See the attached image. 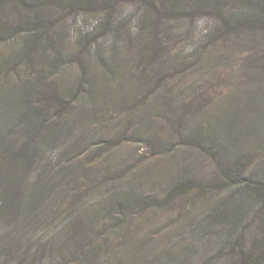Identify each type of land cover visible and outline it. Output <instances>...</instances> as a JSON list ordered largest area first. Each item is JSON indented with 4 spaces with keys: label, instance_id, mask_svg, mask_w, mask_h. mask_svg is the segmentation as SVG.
<instances>
[{
    "label": "trees",
    "instance_id": "16d2710c",
    "mask_svg": "<svg viewBox=\"0 0 264 264\" xmlns=\"http://www.w3.org/2000/svg\"><path fill=\"white\" fill-rule=\"evenodd\" d=\"M129 2L133 5H127ZM6 8L17 10V15H10L9 22ZM56 12L59 14L51 17ZM46 14L51 20H44ZM64 16H80L83 20L90 17L93 25L88 26L90 30L104 29L111 43L109 56L107 47H97L98 37L88 40L87 49L80 44V37L76 38V49L69 53L54 52L49 48L55 46L52 34L57 27L54 22L56 19L63 21ZM188 20L196 32L182 41L179 52L168 61L170 43L184 33ZM11 22L12 26L9 25ZM174 26L179 30H174ZM10 34L6 39L5 35ZM134 36L142 39L136 45L131 44ZM9 39L17 44L11 53L0 56L3 58L0 61V133L16 121H21L26 133L25 140L18 146L9 143L15 138L0 146V160L11 171L4 175L0 172V210L4 215L0 221V264H60V259L68 260L78 254L84 264H92L101 256L106 263L111 259L119 262L118 255L124 251L120 242L102 243L96 248L88 240L105 235L108 223L120 215L126 219L125 211L151 201L158 204L159 196L139 193L136 183L131 182L125 188L114 187L112 192L115 194L110 192L98 205L88 201V197L100 192L99 182L103 177L109 183L116 170L125 172L121 164L117 167L112 163L115 156L111 158L107 153L128 140L130 129L126 123L124 128L120 125L112 133L109 130L92 133L106 119L105 114L99 115L103 109L100 102L105 100L107 107L114 103L119 109L128 110L131 115L127 120L138 118L144 127L152 115H161L162 120L173 119L171 123L179 125L186 120L189 109H193L195 102L188 98L190 94L180 97L177 90L173 93L163 88L161 97L150 95L151 88L160 89L166 84L167 74L175 69L173 61L176 58H180L181 65L190 64L199 54L202 60L197 66L224 59L231 63L218 66L221 70L228 65L232 69V63L236 66V74L244 70L245 81H239L235 87L240 88L247 108L255 113L253 122L264 126V111L254 102L259 92L245 89L253 85L250 82L256 83L254 79L264 81V0H0V43ZM128 51L131 53L126 58ZM132 52L140 65L138 72L130 65ZM43 64L46 65L39 68ZM32 66L38 69L31 73L29 68ZM50 68L60 73L58 84L44 75ZM68 77L69 83L66 82ZM117 77H121L132 91L125 95L115 85ZM104 79L114 83L113 87ZM98 80L105 83L103 86L108 91H104L113 97L107 98L102 88L80 92L85 81L90 82L92 88ZM208 81L213 84L210 79ZM167 84L171 85L169 80ZM203 89L209 93L207 86ZM207 95L204 93L206 98ZM230 114L224 113L222 107L213 124L214 134L208 131L202 138L200 132H195L188 145L212 158L224 159L229 155L228 150L234 148L228 140L238 122L237 116ZM81 115H87V120ZM109 115L113 118V114ZM83 122L87 128L82 126ZM77 123L82 126L79 133L74 130L73 124ZM87 132L91 136L82 135ZM151 133L146 135L150 145L159 146V134ZM70 134L73 142L63 156L60 154L54 159L49 155L41 162L46 150L58 148ZM77 134L80 135L74 136ZM2 141L0 138V143ZM230 163L234 164L233 161ZM238 163L230 164L229 178L242 186L241 191L253 200V208L250 210L248 205L245 210L233 206L226 214L220 209L209 214L213 218L222 216L226 223L225 235L214 255L204 264H218L220 258L224 264H264V180L252 175L242 181L237 179L242 173ZM186 182L188 180L182 175L171 178L164 191L170 194ZM72 205H77L82 213L67 222H60L59 214ZM249 211L248 221L243 222L240 215ZM239 223L241 227H238ZM125 238L126 235L116 240ZM128 238V241L132 239Z\"/></svg>",
    "mask_w": 264,
    "mask_h": 264
},
{
    "label": "rangeland",
    "instance_id": "374dc122",
    "mask_svg": "<svg viewBox=\"0 0 264 264\" xmlns=\"http://www.w3.org/2000/svg\"><path fill=\"white\" fill-rule=\"evenodd\" d=\"M127 5L133 4L129 2ZM54 10L57 9L55 8ZM5 11L8 22L11 21L9 18L12 13L17 15L16 9L6 8ZM57 14L59 13L56 12L51 17H56ZM48 19L51 20L49 15L46 14L44 20ZM54 24H56L57 28L53 32L52 37L56 47L49 46L54 52L60 50L61 53H69L71 50H75L77 37L82 39L80 44H83L87 49L88 40L93 41L95 37H98L95 41L97 47H107L105 50L109 56L108 51H110L109 46L111 45L109 37L104 33L106 32L104 29L90 30L89 27H93L90 17L83 20L80 16L77 18L73 16L66 18L64 16L63 21L56 19ZM9 25L12 26V22ZM182 28L180 31H182ZM191 28L192 22L188 20L184 26V33H180L176 37L173 35L175 39L172 38L173 40L170 43L171 51L167 54L169 57L168 61H172V55L179 52V46H182V41L185 42L187 36L194 35L196 29L193 27L191 32ZM171 29L169 28L170 31ZM174 30L178 31L179 29L174 26ZM10 36L11 34L5 35L6 39ZM140 40L142 39L139 36H134L131 44L136 45ZM16 44L13 39L2 41L0 43V56H6L11 53ZM49 48L47 49L50 50ZM249 48H252V45ZM217 50L219 49L217 48ZM130 53L131 51H128L126 58ZM134 56L132 52L129 57L130 65L132 69L138 72L140 65L135 61ZM179 57L181 56L179 55ZM2 60L3 58L0 57V61ZM191 60L193 64L190 62V64L181 65L180 58H176L173 61L175 69L167 74L166 84L160 89L156 87L150 89V95L153 97H161L160 93L163 88L170 89L173 93L177 90V95L180 97H187L190 94L188 98H192L193 102H195L192 104L193 109H189V115L188 113L185 114L186 120L179 125L172 124L171 120L173 119L162 120L161 115H152V119L144 127L137 120L138 118L131 121L127 120L129 115H131L128 110L119 109L114 103L109 104L107 107L105 100L100 102L103 109L99 111V115L105 114L106 119L103 121L102 126L94 128L92 133L100 134L104 130H109L112 133L119 129L120 125L124 128L126 123V127L130 129L127 133L128 140H125L119 146L111 148V152L107 153L111 155V158L115 156L112 163L116 164L117 167L121 164L125 172H122V169L116 170L113 175L114 179L109 183L104 181L105 177H103L99 182L101 184L100 192L88 197V201L93 205L97 204L104 199V196H108L114 187L119 188L121 186V188H125L130 186L131 182L133 184L136 183L139 193L148 195L155 193L159 196V200L158 204L151 201L148 204H144V206H135L130 211H125L126 219L120 215V219H116L120 221H110L105 229L106 234L99 238L101 241L98 238L89 239L88 243L96 248L102 243L116 244V242H120V246L124 250L121 255H118L117 261L119 262L115 263L111 259L106 263L101 256L92 264H204L214 255L219 248L221 238L225 235L223 229L226 223H224L222 216L213 218L209 214L213 211L215 213L219 209L226 214V212L232 210L233 206H241L245 210L253 208L251 203L253 200L250 197H246L245 193L241 191L242 186L230 179L228 174L230 161L235 164L242 160V162L238 163L242 173L237 179L242 181L248 175H252L255 179L264 180V126L253 122L255 113H252L247 108L244 94L240 88L235 87L236 83L239 84V81H245L243 79L244 75H242L244 70H239L236 74L234 63H232V69L228 65L221 70L218 66H224L228 62L224 59L214 63L210 62L209 65L197 66L202 60L199 54H196ZM244 64L246 65L247 62H244ZM45 65L43 64L39 68ZM36 69H38L36 66L29 68L31 73ZM44 75L47 80L56 81V84L60 82V79L57 80L60 73L56 70L50 68L49 73L47 71V74L44 73ZM209 79L213 83L212 85L208 81ZM168 80L171 85L167 84ZM254 80L256 83L248 80L253 85L245 89L259 92L258 98H254V102L264 111V81L262 79ZM69 81L68 77L66 82L69 83ZM103 81L110 84V87L114 85L107 79ZM104 84L102 80H98L91 88L92 84L85 81L80 92L87 91L89 90L88 88L96 91L99 88H102L103 91L107 90L103 86ZM115 85L120 87L125 95L127 92L132 91V88L125 84L121 77H117ZM178 86L181 87L177 88ZM206 86L209 88V93L203 89ZM113 90L115 94V86ZM107 91H104L105 96L107 98L113 97ZM204 93L208 94L207 98ZM78 99L81 100L80 96H78ZM232 99L235 100L237 106ZM79 100L77 101L79 102ZM195 106L197 107L196 109ZM222 107H224V113L236 115L238 122L235 123L234 127L236 131L230 132L234 136L232 137L231 135L228 140L230 147L233 146L234 148H231L232 151L228 150L227 153L229 155L225 156L224 159H216V157L212 158L207 153H203L197 147L195 148L191 144L188 145L187 142L194 138L195 132H200L199 135L202 138L204 133L208 131L214 134L213 129L215 127L213 124L217 121L215 118L222 112ZM132 109L134 110L135 108ZM216 113L218 114L216 115ZM109 114H113V118ZM81 116H83V120H87V115ZM20 123L21 121H16L12 127L0 133V138L3 139L0 146H5L10 138H15L9 142L15 147L22 140H25L24 133L26 132L23 131ZM73 125L77 133L81 131L82 126L87 128L86 122H83L82 126L79 123ZM151 132L159 134L161 142L159 146L152 147L150 145L146 135H151ZM221 134L224 135L223 133ZM78 135L80 134L74 136ZM82 135L91 136L89 132ZM224 137L227 139L226 135ZM64 139L61 143L62 145L60 144L58 148L52 147L46 150L45 157L41 156L40 158L41 162H45L48 159L46 156L49 157V155L54 156V159L60 154L63 156L66 149L70 147L69 144H72L73 136L70 134ZM65 144L67 145L64 146ZM234 154L235 156H233ZM239 157L241 158L238 160ZM77 158L81 159V157ZM75 161L78 160L75 159ZM2 164L3 162L0 165ZM100 164L98 163L97 165ZM127 164L128 166H125ZM4 166L3 164L0 170L1 174L4 175L7 171L11 174L10 168ZM181 175L188 182L183 187L167 194L164 189L169 187L171 178L175 179ZM112 194H115V191ZM248 205L249 207L247 208ZM244 211L241 213L243 214ZM81 213L82 211L77 205L68 206L67 210L59 214L60 222L64 223L74 217H79ZM242 214L240 216H242L243 222H247L250 211L245 215ZM3 218V211L0 210V221ZM100 220H103V218ZM238 227H241V223H239ZM101 228L102 226L99 229ZM124 235H126L125 240H116V238ZM128 237L132 239L128 241ZM125 247H127L126 250ZM68 260L60 259L59 262L60 264H84L82 256L79 254L71 256ZM218 264H224L222 258L218 260Z\"/></svg>",
    "mask_w": 264,
    "mask_h": 264
}]
</instances>
